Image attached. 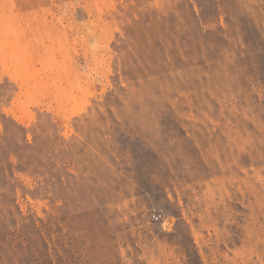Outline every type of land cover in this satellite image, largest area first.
I'll list each match as a JSON object with an SVG mask.
<instances>
[{
    "label": "rangeland",
    "instance_id": "obj_1",
    "mask_svg": "<svg viewBox=\"0 0 264 264\" xmlns=\"http://www.w3.org/2000/svg\"><path fill=\"white\" fill-rule=\"evenodd\" d=\"M0 264H264V0H0Z\"/></svg>",
    "mask_w": 264,
    "mask_h": 264
},
{
    "label": "built area",
    "instance_id": "obj_2",
    "mask_svg": "<svg viewBox=\"0 0 264 264\" xmlns=\"http://www.w3.org/2000/svg\"><path fill=\"white\" fill-rule=\"evenodd\" d=\"M154 218H156V219H158L159 218V215H157V214H154V216H153Z\"/></svg>",
    "mask_w": 264,
    "mask_h": 264
}]
</instances>
